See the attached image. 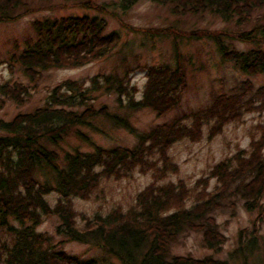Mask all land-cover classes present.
<instances>
[{"label":"trees","instance_id":"obj_1","mask_svg":"<svg viewBox=\"0 0 264 264\" xmlns=\"http://www.w3.org/2000/svg\"><path fill=\"white\" fill-rule=\"evenodd\" d=\"M151 1L170 5L176 15L210 12L225 20L235 19L237 26L252 21L248 31L221 30L213 34L196 28L189 33L194 38L217 40L221 58L233 62L248 76L264 73V12L256 22L253 17V12L264 6V0ZM90 2L84 0L81 4L89 8ZM134 2L121 0L120 7L127 9ZM22 5L27 6L25 0H0V20L17 18L22 11H16ZM33 26L35 40L12 56L32 80L48 68L82 65L108 55L118 42V34L105 32L104 22L96 15L36 19ZM154 30L143 32L150 34ZM174 36L180 34L174 32ZM226 38L252 46L244 51L229 49L225 46ZM174 51L176 59L180 58L177 45ZM180 65L177 62L143 67L146 81L142 96L130 100L127 106L150 108L158 117L176 108L187 86ZM132 69L125 65L124 72L130 73ZM102 76V84L108 90L119 95L127 91L121 76ZM99 81L97 77L90 79L91 88L100 87ZM64 83L52 89L45 106L18 112L9 120L0 118V264H114L104 259L80 258L57 248L51 234L34 229L44 216L58 218L55 232L65 240L104 248L122 264H235L237 259L250 264L248 260L253 254L252 264H264V246L260 241V224L264 221V204L260 201L264 194V131L251 140L248 151L216 162L208 176L198 178L191 188L182 179L165 180L167 175L177 172L176 163L167 154L174 142L199 140L205 123L210 124L209 137H214L244 114L263 112L264 83L254 86L249 80H241L229 92L212 96L205 106L181 111L170 121L155 124L143 133H138L126 117L108 114L105 106L93 108L88 102L92 95L89 87L83 89L80 83L69 79ZM59 87L67 93H60ZM27 94L29 89L23 84L4 81L0 83V107L5 103L3 97L23 104ZM76 105H82V110L69 108ZM98 115H108L120 127L138 133L137 142L132 147L110 148L92 144L89 151L76 149L62 155L54 148L69 131L87 138L78 127L90 124L91 117ZM136 168L142 173L152 171V181L136 195L134 207L125 211L112 209L77 223L73 197L89 199L102 178L119 179ZM211 178L215 183L208 190ZM51 192L58 194L53 206L45 198ZM191 196L193 202L188 205ZM233 196L243 200L247 209L255 210L256 217L250 229L239 231L236 246L227 258L170 253L171 244L189 230L201 232L206 247L221 249L227 238L220 232L213 212Z\"/></svg>","mask_w":264,"mask_h":264},{"label":"rangeland","instance_id":"obj_2","mask_svg":"<svg viewBox=\"0 0 264 264\" xmlns=\"http://www.w3.org/2000/svg\"><path fill=\"white\" fill-rule=\"evenodd\" d=\"M81 1L25 0L30 9H25L27 6L22 5L16 13L20 11L23 13L20 12L17 18L0 20V83L17 82L29 89V94L23 104H17L3 97L5 103L0 107V118L9 120L18 112L31 111L36 107L45 106L52 89L65 84L64 81L69 79L80 83L83 89L89 87L92 95L89 96L88 102L93 108L98 109L105 106L108 114L126 117L138 133H143L155 124L170 121L181 111H190L205 106L212 96L229 92L240 84L241 80H249L254 86L264 83V73L248 76L236 68L233 62L223 60L218 51L217 40L208 37L194 38L189 33L196 28L207 29L213 34L221 30L248 31L252 21L237 26L235 19L225 20L210 12L176 15L172 13L170 5L159 4L151 0H136L127 9L120 7L121 0H91L89 8L81 4L84 0ZM263 12L264 6L253 12L254 22ZM84 14L96 15L104 22L105 32L114 31L118 34L117 45L108 55L95 58L82 65L42 70L35 80L24 72L19 62L12 59V56H17L35 40L33 22L36 19H54ZM145 29L155 30L146 34L143 32ZM174 32H178L180 36H174ZM185 32L187 33L184 34ZM224 41L226 47L238 51L247 50L252 46L248 42L237 39L226 38ZM176 45L180 53L178 59L174 51ZM177 62L181 63L185 71L187 86L176 108L158 117L150 108L131 109L127 106L130 100H139L142 96L146 81L143 67L165 63L177 65ZM125 65L133 68L130 73L124 72ZM115 74L124 78L127 91H123L122 95L108 90L104 83L102 84V75L106 77ZM94 77L100 80L97 84L100 87L92 89L93 84L90 79ZM59 88L60 93H67L64 87ZM69 108L81 111L83 106L76 105ZM184 122L189 123L187 120ZM209 126L208 123L203 125L199 140L180 139L169 147L167 154L171 161L176 163L177 172L170 173L165 180L176 182L182 179L191 188L198 178L208 176L211 167L216 162L231 158L236 152L248 151L251 140L258 138L264 131V110L244 114L240 120L226 124L222 131L214 137L208 135ZM78 128L88 139L80 138L74 131H69L54 147L61 155L66 151L76 149L89 151L93 149L92 144L110 148L115 145L132 147L137 142L138 133H130L111 121L108 115L93 116L90 124ZM156 157L153 156L152 159ZM160 162L159 165H161ZM151 181L152 171L142 173L138 168L119 179L102 178L89 199L78 197L71 199L72 207L76 211L77 223L82 224L83 218L92 217L95 214L105 215L112 209L125 211L134 207L136 195ZM214 183L213 178L209 179L207 189H211ZM45 198L49 205L53 206L58 199V194L51 192ZM260 201L264 204V194ZM192 202L193 197L191 196L187 204L190 205ZM213 214L219 224L220 232L227 238L221 249L206 247L202 233L189 230L171 244L170 253L189 255L193 258H202L210 254L220 259L227 258L228 252L236 246L239 231L250 229L256 217L255 210L247 209L243 200L234 196L230 197L226 205L216 209ZM11 223L19 224L17 221H11ZM58 223L56 216H44L41 223L34 229L51 234L53 242L58 244L57 248L80 258L104 259L114 264H122L121 260L109 255L104 248L65 240L63 236L55 232ZM260 226V241L264 246V221ZM261 251L262 249L259 250ZM254 256L255 254L251 256L248 263L254 262ZM258 257L262 258L260 254ZM245 263L242 259H237L235 264Z\"/></svg>","mask_w":264,"mask_h":264}]
</instances>
